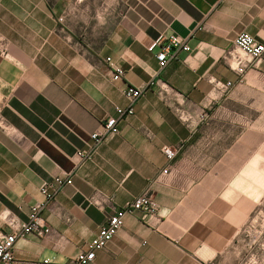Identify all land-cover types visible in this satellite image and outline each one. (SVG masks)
I'll use <instances>...</instances> for the list:
<instances>
[{
	"label": "crops",
	"instance_id": "0c3cea01",
	"mask_svg": "<svg viewBox=\"0 0 264 264\" xmlns=\"http://www.w3.org/2000/svg\"><path fill=\"white\" fill-rule=\"evenodd\" d=\"M172 32L191 50L160 70L148 46ZM245 32L264 40V0H0V238L43 201L44 182L74 174L43 212L51 232L15 243L16 264H66L146 192L160 216L128 215L93 264H245L241 229L264 211V58L242 77L225 62ZM157 74L169 101L148 89L80 162L91 134L128 108L125 84Z\"/></svg>",
	"mask_w": 264,
	"mask_h": 264
},
{
	"label": "built area",
	"instance_id": "2783aa9c",
	"mask_svg": "<svg viewBox=\"0 0 264 264\" xmlns=\"http://www.w3.org/2000/svg\"><path fill=\"white\" fill-rule=\"evenodd\" d=\"M60 21L62 22L63 18H60ZM190 50L191 48L187 40L174 32L166 36L158 37L148 46V51L154 54L160 70H164L171 62L177 60L180 52H190ZM0 52L2 54H6L7 52V48L1 44V41ZM263 58L264 40H258L251 34L245 32L237 36L235 39V47L227 52L225 62L231 70L239 77H242L245 76L252 66H256ZM107 61L113 68V81H123L126 75L125 70L121 67L113 66L111 58H107ZM158 75L144 87H134L125 84L122 93L129 101L128 108L116 107L118 117L108 118L102 125L101 130H97L91 134L88 147L76 153L80 162L92 161L99 146L110 136L119 133V120L134 114L136 102L148 89L156 88L163 99L166 102L169 101V87L158 78ZM217 86L221 91L228 92L232 88L233 82H218ZM180 117L186 121L192 120V117L183 111L180 113ZM163 152L169 160H173L177 156L178 150L172 147H165ZM163 174H167V170ZM73 177V172H70L66 175L56 176L52 180L42 184L40 193L43 196V201L32 205L28 220L18 230L4 234L0 238V264L17 263L14 246L18 239L30 234L41 237L47 236L51 232V228L43 218V212L51 207V204H53L59 193L66 187L73 185ZM88 202L96 206L102 204L99 200L98 193H95L89 198ZM137 212L142 213L146 218L157 219L160 216V207L154 196L146 192L134 198L123 207L115 209L107 223L99 229L97 235L88 243L86 249L66 264H93L96 260L97 252L106 248L123 228L126 217ZM48 263L49 261L46 260L45 264Z\"/></svg>",
	"mask_w": 264,
	"mask_h": 264
},
{
	"label": "rangeland",
	"instance_id": "374dc122",
	"mask_svg": "<svg viewBox=\"0 0 264 264\" xmlns=\"http://www.w3.org/2000/svg\"><path fill=\"white\" fill-rule=\"evenodd\" d=\"M245 264H264V211L258 210L241 229Z\"/></svg>",
	"mask_w": 264,
	"mask_h": 264
},
{
	"label": "water",
	"instance_id": "95a60500",
	"mask_svg": "<svg viewBox=\"0 0 264 264\" xmlns=\"http://www.w3.org/2000/svg\"><path fill=\"white\" fill-rule=\"evenodd\" d=\"M86 205H88V202H86Z\"/></svg>",
	"mask_w": 264,
	"mask_h": 264
}]
</instances>
